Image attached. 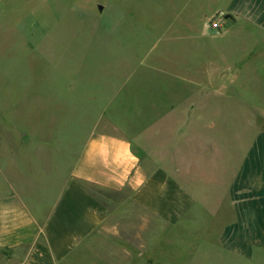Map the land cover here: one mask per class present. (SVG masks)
<instances>
[{
    "label": "crops",
    "instance_id": "1",
    "mask_svg": "<svg viewBox=\"0 0 264 264\" xmlns=\"http://www.w3.org/2000/svg\"><path fill=\"white\" fill-rule=\"evenodd\" d=\"M178 4L186 23L175 29L179 36L198 33L188 21L195 15L227 21L219 32L226 48L213 49L228 67V108L236 102L249 111L237 137L227 150L204 135L222 131L205 118L217 114L212 106L202 104L223 90L182 93L183 106L159 109L140 101L158 96L116 77L87 85L86 96L72 100L86 119L58 127L70 134L30 139L22 127L6 142L16 148L6 156L16 172L5 171L0 157V264H152L146 254L158 233L165 239L176 226L194 230L203 215L214 217L208 233L225 264H264V0ZM78 109L69 108L72 117Z\"/></svg>",
    "mask_w": 264,
    "mask_h": 264
},
{
    "label": "rangeland",
    "instance_id": "2",
    "mask_svg": "<svg viewBox=\"0 0 264 264\" xmlns=\"http://www.w3.org/2000/svg\"><path fill=\"white\" fill-rule=\"evenodd\" d=\"M181 8L178 0H6L1 4V167L16 172L6 161L7 155H15L11 150L16 148L7 147L6 142L13 141L20 128L27 129L24 133L30 139H55L56 134L60 139L61 134H70L58 127L80 124L86 119L79 106H72V100L81 94L86 96L87 85L93 90L111 77L120 79L123 86L136 93L158 96L140 101L144 106L156 105L159 109L171 103L183 106L182 93L198 92L200 88L223 90V96H212L202 104L212 106L217 114L205 115V118L213 119L222 131L204 135L228 150V143L237 137V125H241L249 111L239 108L236 102L228 108V67L213 49L219 45H223L220 49L226 48L227 38H220L219 32L227 28V21L220 15H207L205 20L195 15L188 21L198 33L179 36L175 29L186 24L182 23ZM212 22L220 26L214 28ZM202 27L205 34L200 35ZM50 62V68L45 66ZM173 73L182 74L185 81L171 79ZM195 76L197 87L191 80ZM256 85L255 81L250 82V88ZM72 86L73 98L69 90ZM38 92L40 95L36 96ZM69 108L78 109L74 110L73 117ZM229 111L232 112L230 124ZM151 116L142 117L150 119ZM101 128L111 131L103 123ZM216 149L213 146L211 154L207 152L213 160L217 158ZM30 153L33 151L28 150L26 154ZM24 182L27 191L32 189L29 180ZM211 219L214 217L203 215L201 226L194 230L182 226L170 228L163 240L158 233L146 254L152 258L148 261L152 264H225L221 250L208 233ZM83 264L95 263L83 259Z\"/></svg>",
    "mask_w": 264,
    "mask_h": 264
},
{
    "label": "built area",
    "instance_id": "3",
    "mask_svg": "<svg viewBox=\"0 0 264 264\" xmlns=\"http://www.w3.org/2000/svg\"><path fill=\"white\" fill-rule=\"evenodd\" d=\"M220 26V23L218 22H212V27L218 28Z\"/></svg>",
    "mask_w": 264,
    "mask_h": 264
},
{
    "label": "water",
    "instance_id": "4",
    "mask_svg": "<svg viewBox=\"0 0 264 264\" xmlns=\"http://www.w3.org/2000/svg\"><path fill=\"white\" fill-rule=\"evenodd\" d=\"M101 9V8H100Z\"/></svg>",
    "mask_w": 264,
    "mask_h": 264
}]
</instances>
